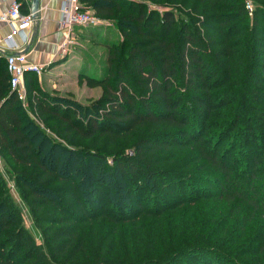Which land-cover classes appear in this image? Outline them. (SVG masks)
Wrapping results in <instances>:
<instances>
[{"label": "trees", "instance_id": "1", "mask_svg": "<svg viewBox=\"0 0 264 264\" xmlns=\"http://www.w3.org/2000/svg\"><path fill=\"white\" fill-rule=\"evenodd\" d=\"M251 1L250 17L244 0H80L118 34L97 44L103 75L78 76L101 95L74 105L42 94L28 73L36 120L11 92L0 57V156L13 166L25 205L60 215L44 222L104 221L116 231L207 203L219 211L217 221L188 225L155 258L96 264H264V4L255 2L264 0ZM42 125L59 139L105 143L65 148ZM111 145L115 151L105 150ZM21 222L0 176V264L71 260L75 230L48 238L51 227L37 249Z\"/></svg>", "mask_w": 264, "mask_h": 264}, {"label": "rangeland", "instance_id": "2", "mask_svg": "<svg viewBox=\"0 0 264 264\" xmlns=\"http://www.w3.org/2000/svg\"><path fill=\"white\" fill-rule=\"evenodd\" d=\"M141 1L147 0H137V2ZM255 2L261 5L264 4V1ZM148 6L153 7L150 4ZM87 11L94 13L91 9H88ZM178 18L180 20L183 18V15H178ZM110 24L109 20H105L104 26H99L108 27L107 30H100L99 27L75 29L73 32V45L67 50L65 56H62L59 53L60 56L66 58L72 53L74 55L75 51H78L79 65L80 63L82 66L84 65L87 74L91 77L100 78V76L103 75L101 72L104 68V57L101 56L103 49L98 45L104 44L107 40L112 42L117 39L118 35L117 33L115 35V31ZM41 75L36 76L35 87L37 86L42 94H49L50 96L71 102V104L74 105L81 107L90 106L94 104L101 95V90L99 88H88L84 82L80 81L79 77L76 78L75 82H73V78H75L74 76H72V79L69 77L67 79H61L62 84H58L57 82L55 83L54 79L50 78L43 79L41 82V79H39ZM45 85H47V87H45ZM28 103V98L26 97L25 101L22 102L23 109L31 119L36 120L34 115L30 112ZM67 105L69 104L67 103ZM72 108L77 110V107L75 106H72ZM41 127H43V125ZM44 131L53 140L62 143L65 148L73 150L79 148V146L87 147L89 150H98L102 149L105 143V139H102L100 146L97 147L92 145V142L80 143L77 141H67L62 138L59 139L54 136L47 125L45 126ZM230 138L231 137L228 139ZM61 139L64 141H60ZM115 148L116 147L111 145L110 147H106L105 150L115 151ZM124 149L126 150L125 153L130 154V151H128L129 149L123 147L122 150ZM0 176L6 183L8 193L13 199L15 206H17L21 212V226L24 227L26 232L34 240L35 248L43 249V233H46L51 227L53 228L51 229L52 231L49 233L48 238H51L56 230H62L64 228L75 230L77 236L75 239H72V241H69L71 247L66 253L71 256V260L66 264H96L98 263L97 260L99 258L103 263L106 262L104 261L105 257H110L112 260L120 263L129 262L135 258L136 253H138L143 260L148 256L149 258H155L154 253L162 252L164 249L163 246L170 244L173 240L178 241L179 238L175 236H178L187 229L188 225L193 226L196 223L202 224L213 220L217 221L216 219L219 216V211L214 208L213 203H207L205 205H197L188 208L187 210L185 209L175 213H168L160 220L142 219L138 224L132 222L126 223L118 226L116 231H114L112 224L104 221L81 225H70V223L66 221L64 225L52 226L44 221L50 222V220H57L60 215L54 212V209L51 208V206L44 207L41 210H37V207H34L32 211L20 200V191L16 186L13 166L9 163L6 155L1 157ZM119 183L122 185V181L118 178L116 184L119 185ZM145 197L146 196L143 198ZM226 218L227 217H222L224 221ZM76 247H79L80 249L76 250ZM128 255H130L132 259L129 260L130 257L128 258ZM56 262L61 264V260L59 259L56 260Z\"/></svg>", "mask_w": 264, "mask_h": 264}, {"label": "crops", "instance_id": "3", "mask_svg": "<svg viewBox=\"0 0 264 264\" xmlns=\"http://www.w3.org/2000/svg\"><path fill=\"white\" fill-rule=\"evenodd\" d=\"M12 1L0 0V13H3ZM16 1L21 5L20 11L22 14L30 13L31 0ZM66 1L40 0V16L38 20L33 23L31 28L25 30L23 34L13 36L16 48L26 55L27 61L44 67V72L39 78L41 82L43 79L50 78L54 79L55 83L62 84V80L68 77L72 79V76H74L73 82H75L80 73L89 75L85 66H82L81 63L79 65L78 51H75L74 55L72 53L66 58H62L59 54L63 38L58 29V21L61 8ZM99 28L100 30H107L108 27ZM10 33L11 27L6 23L0 22V57L2 58L12 52L4 43V40Z\"/></svg>", "mask_w": 264, "mask_h": 264}, {"label": "built area", "instance_id": "4", "mask_svg": "<svg viewBox=\"0 0 264 264\" xmlns=\"http://www.w3.org/2000/svg\"><path fill=\"white\" fill-rule=\"evenodd\" d=\"M244 2L245 10L251 17L254 6L251 0H244ZM20 8L21 5L16 0H13L9 7L3 13H0V22L6 23L11 27V33L4 40V43L12 52L6 54L4 59L9 76L10 90L16 94L18 100L22 103L26 98L25 75L32 73L40 76L44 72V67L28 62L26 55L20 52L13 42V36L23 34L34 23L31 13L22 14ZM104 24L105 20L98 18L94 13L84 10L80 0H67L61 8L58 21V29L63 38L60 54L65 56L67 50L73 45V32L75 29L94 28L104 26Z\"/></svg>", "mask_w": 264, "mask_h": 264}, {"label": "water", "instance_id": "5", "mask_svg": "<svg viewBox=\"0 0 264 264\" xmlns=\"http://www.w3.org/2000/svg\"><path fill=\"white\" fill-rule=\"evenodd\" d=\"M30 13L36 22L40 16V0H31Z\"/></svg>", "mask_w": 264, "mask_h": 264}]
</instances>
